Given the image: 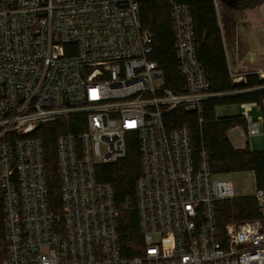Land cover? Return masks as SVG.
<instances>
[{"label": "built area", "instance_id": "obj_1", "mask_svg": "<svg viewBox=\"0 0 264 264\" xmlns=\"http://www.w3.org/2000/svg\"><path fill=\"white\" fill-rule=\"evenodd\" d=\"M143 1L0 0V264H264V216L220 228L217 204L237 198L232 183L214 178L208 151H196L187 127L167 126L180 109L203 124L206 102L228 96L211 92L194 12L168 0L183 78L171 89L156 84L165 76L151 59ZM255 107L244 103L241 114L251 150L264 123L251 116ZM233 130L244 140L242 127ZM52 132L59 208L48 185ZM132 144L141 159L135 207L119 205L114 186L101 181ZM132 209L141 235L134 255L120 234L121 214Z\"/></svg>", "mask_w": 264, "mask_h": 264}, {"label": "trees", "instance_id": "obj_2", "mask_svg": "<svg viewBox=\"0 0 264 264\" xmlns=\"http://www.w3.org/2000/svg\"><path fill=\"white\" fill-rule=\"evenodd\" d=\"M188 3L193 12L196 28L197 53L206 77L211 83L213 94H228L209 99L205 104V120L201 124L194 112L176 110L167 118L170 129L187 127L193 145L199 153L205 148L210 157L212 171L216 175H229L238 171H248L255 175L256 183L264 189V151L257 153L248 145L244 150L232 146L227 133L237 126L247 131L248 125L242 115L215 118V110L221 104L241 105L257 103L264 107V79L258 73L246 77V83L236 84L229 68L226 49L219 28L214 0H182ZM168 0H145L141 4V18L145 29L154 38V51L151 59L163 70L166 86L179 89L183 84L175 54L173 22ZM50 135V136H49ZM46 159L48 168V185L53 207L61 204V188L56 165L57 134L46 136ZM141 159L137 144L131 145L127 159L108 166L101 181L110 183L115 188L116 202L123 205L132 201L136 206L135 188L140 176ZM217 220L220 228L227 224H243L263 218L252 196L240 197L217 204ZM120 234L124 249L130 255L136 251L134 245L139 243V215L136 209L124 211L120 217ZM5 227L3 203L0 199V244L4 243Z\"/></svg>", "mask_w": 264, "mask_h": 264}, {"label": "rangeland", "instance_id": "obj_3", "mask_svg": "<svg viewBox=\"0 0 264 264\" xmlns=\"http://www.w3.org/2000/svg\"><path fill=\"white\" fill-rule=\"evenodd\" d=\"M215 8L221 34L225 40V44L229 51L231 42H235L240 37L242 40L246 38L245 29H254L257 32L259 39V52L253 55V64L258 67L255 70L260 78H264V0H215ZM263 6V7H262ZM238 28L239 37L235 38V30ZM251 29V30H252ZM239 49V48H237ZM227 51V49H226ZM245 55V54H244ZM234 56V60H236ZM252 65V66H254ZM254 69V68H253ZM234 71V70H233ZM233 81L234 77L232 76ZM235 82V81H234ZM164 80H157V85H162ZM232 93H228L230 95ZM259 114L263 115L262 108H256ZM190 112V111H186ZM218 112L221 117H232L241 112L238 105L221 104L218 107ZM255 120H259L255 113L251 115ZM244 140H249L248 134L245 131ZM261 135L251 138L255 152L262 153L264 151V126L260 124ZM227 136L236 150H244V141L239 139V135L233 129L227 133ZM248 142V141H247ZM246 145V144H245ZM254 173L248 171H238L229 175H217L216 179L229 180L233 187L237 198L252 196L255 192ZM133 249L138 252L139 246L135 244Z\"/></svg>", "mask_w": 264, "mask_h": 264}, {"label": "crops", "instance_id": "obj_4", "mask_svg": "<svg viewBox=\"0 0 264 264\" xmlns=\"http://www.w3.org/2000/svg\"><path fill=\"white\" fill-rule=\"evenodd\" d=\"M251 29H245L244 32L246 34V38L242 40L239 37L238 28H236L235 38L236 37L237 38L239 37V38L238 40L236 39L235 42L233 41L231 42V45L229 46V51H228L226 44L224 43L225 49H227L226 54L228 58L229 68L231 70L232 76L235 78L234 83L236 84L246 83V77L248 75L257 73V72L249 71V69L255 70L258 68L253 64L252 58H253V55L258 53L260 49L257 32L254 29L252 30ZM236 54H237V58L236 60H234V56H236ZM261 79H264V78H261ZM242 105L243 104L238 105L241 109V112L237 114L238 116L241 115L243 112ZM256 108H262L263 115L259 114V111ZM252 113H255L258 119L264 118V107H260V106L255 107L253 108ZM262 125L264 126V123ZM242 141H244V143L241 148H244L248 145V142H247L248 140H242ZM253 149L255 150L254 147Z\"/></svg>", "mask_w": 264, "mask_h": 264}, {"label": "bare ground", "instance_id": "obj_5", "mask_svg": "<svg viewBox=\"0 0 264 264\" xmlns=\"http://www.w3.org/2000/svg\"><path fill=\"white\" fill-rule=\"evenodd\" d=\"M263 7V6H262ZM264 76V75H263Z\"/></svg>", "mask_w": 264, "mask_h": 264}]
</instances>
